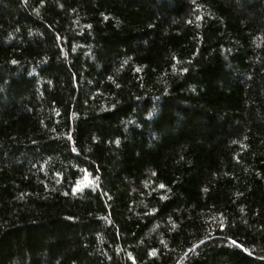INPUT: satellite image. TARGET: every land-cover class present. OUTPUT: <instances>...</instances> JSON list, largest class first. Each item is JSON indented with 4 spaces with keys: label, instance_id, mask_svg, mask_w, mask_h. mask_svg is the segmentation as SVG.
<instances>
[{
    "label": "trees",
    "instance_id": "trees-1",
    "mask_svg": "<svg viewBox=\"0 0 264 264\" xmlns=\"http://www.w3.org/2000/svg\"><path fill=\"white\" fill-rule=\"evenodd\" d=\"M0 264H264V0H0Z\"/></svg>",
    "mask_w": 264,
    "mask_h": 264
},
{
    "label": "snow or ice",
    "instance_id": "snow-or-ice-1",
    "mask_svg": "<svg viewBox=\"0 0 264 264\" xmlns=\"http://www.w3.org/2000/svg\"><path fill=\"white\" fill-rule=\"evenodd\" d=\"M197 19H199V17H197ZM174 59H175V58H174ZM181 71H183V69H182ZM160 187H163V185H160ZM153 211H155V210H153Z\"/></svg>",
    "mask_w": 264,
    "mask_h": 264
},
{
    "label": "water",
    "instance_id": "water-1",
    "mask_svg": "<svg viewBox=\"0 0 264 264\" xmlns=\"http://www.w3.org/2000/svg\"><path fill=\"white\" fill-rule=\"evenodd\" d=\"M197 246V245H196Z\"/></svg>",
    "mask_w": 264,
    "mask_h": 264
}]
</instances>
